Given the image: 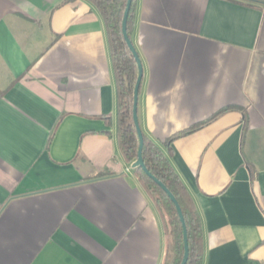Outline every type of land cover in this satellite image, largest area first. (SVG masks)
<instances>
[{
	"label": "crops",
	"instance_id": "obj_1",
	"mask_svg": "<svg viewBox=\"0 0 264 264\" xmlns=\"http://www.w3.org/2000/svg\"><path fill=\"white\" fill-rule=\"evenodd\" d=\"M130 40L138 124L198 212L202 264H264V5L135 0ZM116 111L88 2L0 0V264L163 263L164 218Z\"/></svg>",
	"mask_w": 264,
	"mask_h": 264
},
{
	"label": "trees",
	"instance_id": "obj_2",
	"mask_svg": "<svg viewBox=\"0 0 264 264\" xmlns=\"http://www.w3.org/2000/svg\"><path fill=\"white\" fill-rule=\"evenodd\" d=\"M85 1L98 12L104 24L116 91L117 144L123 160L131 167L137 158L138 149V138L132 121L133 89L137 78V67L121 34V22L127 0ZM246 1L264 5V0ZM134 10L135 0H132L126 22V31L129 38L132 31ZM199 127L198 125L194 126L176 136L191 133ZM142 137V160L144 166L174 196L182 212L188 242V260L186 264H202L203 237L199 215L188 191L169 162L170 151L167 150V153H164L160 147L143 134ZM169 142L170 140L164 145H168ZM131 170L149 191L164 218L168 244L162 264H180L183 256L182 227L174 205L140 168Z\"/></svg>",
	"mask_w": 264,
	"mask_h": 264
},
{
	"label": "water",
	"instance_id": "obj_3",
	"mask_svg": "<svg viewBox=\"0 0 264 264\" xmlns=\"http://www.w3.org/2000/svg\"><path fill=\"white\" fill-rule=\"evenodd\" d=\"M131 1L132 0L126 1V6H125L124 13H123L122 22H121V34H122L124 43L127 46L129 52L131 53V55H132V57L136 63V67H137V78H136V82H135L134 89H133L132 121H133L135 132H136V135L138 138V149H137V158H136L135 162L131 165V169L140 168L142 170V172L149 179H151L165 193V195L169 198L171 203L174 205L175 211L177 213V216L179 218V221H180V224L182 227L183 256H182L180 264H186V262L188 260V242H187L186 227L184 224V219H183V215H182V212L180 210V207H179L176 199L168 191V189L148 172V170L144 166V163L142 160L143 137H142L141 129H140L139 124H138V116H137L138 94H139L140 84H141V80H142V65H141L140 59L138 57V54H137L130 38L128 37L127 31H126V22H127V18H128V13H129Z\"/></svg>",
	"mask_w": 264,
	"mask_h": 264
}]
</instances>
